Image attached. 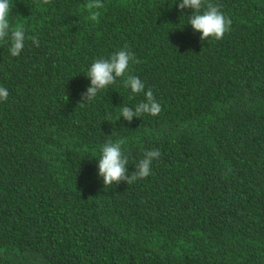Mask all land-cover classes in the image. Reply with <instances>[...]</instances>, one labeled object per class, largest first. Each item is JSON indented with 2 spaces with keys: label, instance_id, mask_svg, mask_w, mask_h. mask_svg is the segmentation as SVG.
Returning <instances> with one entry per match:
<instances>
[{
  "label": "trees",
  "instance_id": "trees-1",
  "mask_svg": "<svg viewBox=\"0 0 264 264\" xmlns=\"http://www.w3.org/2000/svg\"><path fill=\"white\" fill-rule=\"evenodd\" d=\"M89 2L10 0L26 39L18 57L0 40V264H264V0H211L232 24L204 41L180 0ZM125 46L138 62L81 102ZM128 75L158 115L121 116L145 100ZM109 139L128 174L158 149L151 174L104 186Z\"/></svg>",
  "mask_w": 264,
  "mask_h": 264
},
{
  "label": "clouds",
  "instance_id": "clouds-1",
  "mask_svg": "<svg viewBox=\"0 0 264 264\" xmlns=\"http://www.w3.org/2000/svg\"><path fill=\"white\" fill-rule=\"evenodd\" d=\"M50 3V0H44ZM89 10L103 7L100 0H90L87 5ZM182 12L186 8L194 11L189 16L188 23L194 31L201 33L200 40L215 38L223 39L225 33L230 30L232 20L225 16L220 10V6L213 4L211 0H180L177 5ZM205 10L201 13V8ZM10 0H0V40L6 38L10 40L9 53L12 57H18L25 45V32L22 28H12L9 22ZM98 12L92 13V19H96ZM33 43L39 47V41L32 37ZM138 62L135 54L127 49V46L114 52L109 58L96 59L89 67L86 76L90 79V85L86 91L81 93V102L92 101L101 90L107 89L114 84L116 79L125 76L130 63ZM124 85L131 89L134 94L144 93L145 100L134 107H121V116L131 122L133 117H140L142 114L158 115L162 108L156 101L153 91L149 88L146 92L145 84L135 75H128L124 80ZM8 90L0 87V101H6ZM120 116V117H121ZM110 121V120H109ZM123 141L113 142L109 139L101 146V156L98 159V175L102 177L104 186H111L125 181L127 184L135 182L137 179L146 178L151 174V165L154 159L159 158L158 149L147 150L144 156L136 163L135 171L128 174L126 165L129 164L128 157L122 151Z\"/></svg>",
  "mask_w": 264,
  "mask_h": 264
}]
</instances>
